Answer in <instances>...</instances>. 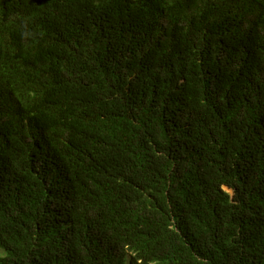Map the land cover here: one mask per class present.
Masks as SVG:
<instances>
[{"label":"trees","instance_id":"trees-1","mask_svg":"<svg viewBox=\"0 0 264 264\" xmlns=\"http://www.w3.org/2000/svg\"><path fill=\"white\" fill-rule=\"evenodd\" d=\"M0 264H264V0H0Z\"/></svg>","mask_w":264,"mask_h":264},{"label":"rangeland","instance_id":"rangeland-1","mask_svg":"<svg viewBox=\"0 0 264 264\" xmlns=\"http://www.w3.org/2000/svg\"><path fill=\"white\" fill-rule=\"evenodd\" d=\"M231 192V190H229Z\"/></svg>","mask_w":264,"mask_h":264}]
</instances>
